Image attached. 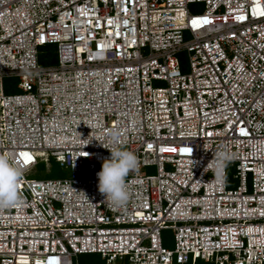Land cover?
Masks as SVG:
<instances>
[{
    "label": "built area",
    "instance_id": "built-area-1",
    "mask_svg": "<svg viewBox=\"0 0 264 264\" xmlns=\"http://www.w3.org/2000/svg\"><path fill=\"white\" fill-rule=\"evenodd\" d=\"M113 132L137 158L120 207L96 176ZM261 143L264 0H0V155L23 172L21 206L0 212V264H264ZM51 158L71 177H27Z\"/></svg>",
    "mask_w": 264,
    "mask_h": 264
},
{
    "label": "clouds",
    "instance_id": "clouds-1",
    "mask_svg": "<svg viewBox=\"0 0 264 264\" xmlns=\"http://www.w3.org/2000/svg\"><path fill=\"white\" fill-rule=\"evenodd\" d=\"M111 139L116 147L109 149L110 157L102 162L101 169L96 176L99 192L104 194L108 203L120 207L125 205L130 198L126 178L136 168L137 158L132 151L119 146L118 133H111ZM253 149L264 152V143L254 145ZM229 159H231V154L226 150L217 152L214 159L215 169L219 171ZM22 175L20 167L11 162L7 156L0 155V212L14 206H21L18 183ZM257 243L264 244V238Z\"/></svg>",
    "mask_w": 264,
    "mask_h": 264
},
{
    "label": "rangeland",
    "instance_id": "rangeland-1",
    "mask_svg": "<svg viewBox=\"0 0 264 264\" xmlns=\"http://www.w3.org/2000/svg\"><path fill=\"white\" fill-rule=\"evenodd\" d=\"M191 10L194 12H201L204 8V4H192L190 6ZM56 45H48V46H43L40 48L41 51L45 49H50L54 50L53 55L52 53L46 56L47 54H42L41 51L40 53V58L46 61V64H53L56 62ZM179 59L181 62V70L183 72H188L189 71V60H188V53L185 50L180 51L179 53ZM19 82V79L17 77H7L4 79V87H5V92L12 94V93H19L21 90L17 87ZM154 85H157V82H154ZM55 161L54 158H51L49 161V164L45 166V163L41 166H37L36 168L31 169L27 173L28 178H59V177H71V170L69 168L62 167L59 163L54 164L53 162ZM54 164V165H53ZM143 172H145L146 169L141 168ZM149 172H154V168H149L147 169ZM234 173H235V167L234 166H229L228 167V172L227 175L229 177L228 181V187L230 188H235L238 184V180L234 178ZM87 174V173H86ZM85 175V174H83ZM163 242L167 247L172 248L174 245V240H173V232L171 230H166L163 232ZM81 256V255H80ZM79 256V258H80ZM97 256V255H95ZM100 256V255H98ZM97 256V257H98ZM82 257V256H81ZM100 261H98V264H105V260L100 257Z\"/></svg>",
    "mask_w": 264,
    "mask_h": 264
},
{
    "label": "trees",
    "instance_id": "trees-1",
    "mask_svg": "<svg viewBox=\"0 0 264 264\" xmlns=\"http://www.w3.org/2000/svg\"><path fill=\"white\" fill-rule=\"evenodd\" d=\"M46 46H48V45H46ZM45 47V46H44ZM41 51V50H40ZM52 51H54V50H50V49H45V50H43V51H41V53L42 54H47L46 56H48L49 54H51L52 53V55H53V52ZM41 53H39V61H40V63L41 64H46L47 62L46 61H44L43 59H41L40 58V54ZM41 54V55H42ZM42 56H45V55H42ZM56 61H57V56H56ZM54 164H57V162L56 161H54L53 162ZM53 164V165H54ZM41 165H43V163H41V164H39V166H41ZM44 166V165H43ZM166 231V230H165ZM82 257H81V256ZM95 255H100V254H98V253H82V254H79L76 258H75V264H98V261H100L101 259H100V257H101V255L100 256H95ZM79 256H80V258H79ZM102 258V257H101Z\"/></svg>",
    "mask_w": 264,
    "mask_h": 264
},
{
    "label": "snow or ice",
    "instance_id": "snow-or-ice-1",
    "mask_svg": "<svg viewBox=\"0 0 264 264\" xmlns=\"http://www.w3.org/2000/svg\"><path fill=\"white\" fill-rule=\"evenodd\" d=\"M241 19H242V17H241ZM205 22L207 23V20H205ZM196 23L197 22L195 20H193V24H196ZM243 132H244V129H241V133H243ZM183 151H188V150L184 149ZM23 155L25 156V162H27V159H28L27 154L25 153Z\"/></svg>",
    "mask_w": 264,
    "mask_h": 264
}]
</instances>
